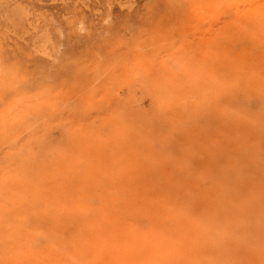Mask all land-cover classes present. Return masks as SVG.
<instances>
[{
	"label": "rangeland",
	"instance_id": "rangeland-1",
	"mask_svg": "<svg viewBox=\"0 0 264 264\" xmlns=\"http://www.w3.org/2000/svg\"><path fill=\"white\" fill-rule=\"evenodd\" d=\"M57 263L264 264V0H0V264Z\"/></svg>",
	"mask_w": 264,
	"mask_h": 264
},
{
	"label": "bare ground",
	"instance_id": "bare-ground-1",
	"mask_svg": "<svg viewBox=\"0 0 264 264\" xmlns=\"http://www.w3.org/2000/svg\"><path fill=\"white\" fill-rule=\"evenodd\" d=\"M171 6V5H170ZM215 19V18H214ZM148 29V28H147ZM172 31V30H171ZM222 34H224V33H222ZM221 38V37H220ZM228 39V38H227ZM229 40V39H228ZM174 53V52H173ZM172 55V54H171ZM102 126V125H101ZM223 193H224V196H227V190L225 189H223ZM117 258H119V255H117ZM117 263V262H116ZM116 263H113V264H116ZM57 264H59V263H57ZM118 264H120V263H118Z\"/></svg>",
	"mask_w": 264,
	"mask_h": 264
}]
</instances>
